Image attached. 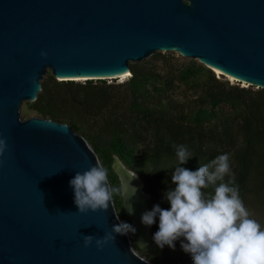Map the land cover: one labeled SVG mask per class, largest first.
<instances>
[{
	"label": "water",
	"instance_id": "obj_1",
	"mask_svg": "<svg viewBox=\"0 0 264 264\" xmlns=\"http://www.w3.org/2000/svg\"><path fill=\"white\" fill-rule=\"evenodd\" d=\"M161 49L264 85V0H0V138L8 145L0 156V264H153L135 248L161 254L140 219L150 195L117 156L134 246L128 234H113L100 250L95 239L85 247L83 236L103 237L120 222L112 199L106 211L85 214L74 204L69 181L101 167L98 158L69 124L19 115L47 69L54 78L104 73Z\"/></svg>",
	"mask_w": 264,
	"mask_h": 264
},
{
	"label": "trees",
	"instance_id": "obj_2",
	"mask_svg": "<svg viewBox=\"0 0 264 264\" xmlns=\"http://www.w3.org/2000/svg\"><path fill=\"white\" fill-rule=\"evenodd\" d=\"M129 70L128 78L117 84L56 80L47 74L28 110L69 124L107 169L109 186L120 188L112 168L117 156L141 177L152 207H169L164 193L174 187L176 146L190 152L183 165L190 170L228 154L244 206L264 214V88L233 84L203 63L179 62L161 53L151 61L129 63ZM112 203L120 221L130 224L121 192L113 193ZM156 231L154 223L150 233ZM161 250L155 258L143 249L155 264H192L180 240L174 249Z\"/></svg>",
	"mask_w": 264,
	"mask_h": 264
},
{
	"label": "clouds",
	"instance_id": "obj_3",
	"mask_svg": "<svg viewBox=\"0 0 264 264\" xmlns=\"http://www.w3.org/2000/svg\"><path fill=\"white\" fill-rule=\"evenodd\" d=\"M7 147L6 140L0 138V156ZM175 155L178 166L171 173L174 187L164 193L169 207L153 205L140 218L141 223L148 227L157 223V231L152 235L155 244L161 249L165 246L174 249L175 242L180 240V247L191 257L192 264H264V227L251 218L239 196L228 154L218 155L196 170L183 166L191 158L186 146H176ZM226 176L230 177L227 181ZM69 186L81 214L89 210L106 211L113 193L122 191L121 188L110 187L107 169L96 165L76 172ZM209 188L212 189L210 193L204 191ZM136 191L132 187L129 198ZM124 206L131 214V206ZM135 231L131 224L120 221L103 237L83 236V243L88 247L95 239L100 250L109 241H115L113 234L126 235ZM138 243L145 247L143 242Z\"/></svg>",
	"mask_w": 264,
	"mask_h": 264
},
{
	"label": "rangeland",
	"instance_id": "obj_4",
	"mask_svg": "<svg viewBox=\"0 0 264 264\" xmlns=\"http://www.w3.org/2000/svg\"><path fill=\"white\" fill-rule=\"evenodd\" d=\"M156 53H161L163 55H172L174 58L178 59L179 62H183V61H189V60H195L197 62H200L199 59H194V58H191V57H187L185 56L183 53H181L180 51H178L177 49L175 50H165V49H161V50H156V51H153L151 52L148 56L144 57L143 59L139 60V61H130L129 63H132V62H147V61H151L153 56L156 54ZM201 63V62H200ZM216 73V72H215ZM47 74H51L50 70L47 69V72L45 75H43L42 77V80H45ZM217 74V73H216ZM221 78L223 79H227L229 82L233 83V84H239L240 86H247V85H251V84H248V83H244V82H237L236 80H230L228 77H225L223 75H219ZM54 78V77H53ZM56 79V78H54ZM127 79V78H126ZM126 79H121L120 78H116V79H106V84H117V83H121L123 82L124 80ZM58 80V79H56ZM239 81V80H238ZM79 82H84V81H79ZM96 84H100V82H95ZM244 83V84H243ZM253 88H257V87H262L260 85H254L252 86ZM264 88V87H263ZM29 103H31V101L25 99V100H22V102L20 103V107H19V115H20V118L21 119H26V118H29L31 116H35V113L28 110V105ZM100 163V162H99ZM246 209L248 210V212L250 213V216L251 218L255 219L256 221H258L262 227H264V214L260 211H258L257 209H254V208H251V207H246ZM129 237H130V240H132L134 238V235L135 233H129L128 234ZM132 244V243H131ZM133 245V244H132ZM134 246V245H133ZM135 252L140 255L142 258L150 261L151 263L155 264L153 261H151L146 255H145V252L143 251V249H138V248H135ZM161 255V254H160ZM160 255H158L157 257L155 258H159Z\"/></svg>",
	"mask_w": 264,
	"mask_h": 264
},
{
	"label": "bare ground",
	"instance_id": "obj_5",
	"mask_svg": "<svg viewBox=\"0 0 264 264\" xmlns=\"http://www.w3.org/2000/svg\"><path fill=\"white\" fill-rule=\"evenodd\" d=\"M208 66L211 67V69H213V71H215L216 73H218L219 75H223L225 77H228L230 80H236V81H242L244 83H248V84H252V85H260V86H264L261 83H257V82H252L250 80H247L245 78H242L240 76H237L235 74H232L218 66H215L213 64L210 63H206ZM127 74V75H126ZM130 75V70L127 66L121 68V69H117V70H113V71H108V72H104V73H92V74H76V75H58L56 78L58 80H76V81H84L86 79H98V78H105V79H112V78H120V80L122 79H126L128 78V76Z\"/></svg>",
	"mask_w": 264,
	"mask_h": 264
},
{
	"label": "snow or ice",
	"instance_id": "obj_6",
	"mask_svg": "<svg viewBox=\"0 0 264 264\" xmlns=\"http://www.w3.org/2000/svg\"><path fill=\"white\" fill-rule=\"evenodd\" d=\"M127 75V74H126Z\"/></svg>",
	"mask_w": 264,
	"mask_h": 264
}]
</instances>
